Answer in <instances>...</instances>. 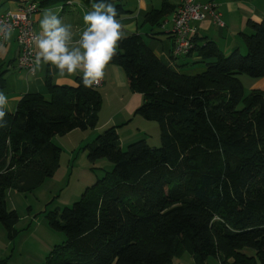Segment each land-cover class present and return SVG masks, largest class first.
Masks as SVG:
<instances>
[{"label":"trees","instance_id":"16d2710c","mask_svg":"<svg viewBox=\"0 0 264 264\" xmlns=\"http://www.w3.org/2000/svg\"><path fill=\"white\" fill-rule=\"evenodd\" d=\"M114 2L119 19L130 14ZM174 10L163 0L144 23L161 27ZM247 29L244 53L196 44L189 56L205 70L195 75L171 71L140 35L123 37L109 65L142 95L135 116L159 125L161 146L141 140L123 151L119 127H110L85 147L91 163L107 160L113 170L71 208L48 214L66 242L45 264H172L186 253L195 264H264V92L247 93L240 80L264 78V20ZM6 73L0 68V91ZM46 86L48 98L27 94L0 121V224L11 237L19 217L7 208V190L31 192L52 178L61 153L53 139L95 129L103 106L80 77L58 86L49 76Z\"/></svg>","mask_w":264,"mask_h":264},{"label":"crops","instance_id":"0c3cea01","mask_svg":"<svg viewBox=\"0 0 264 264\" xmlns=\"http://www.w3.org/2000/svg\"><path fill=\"white\" fill-rule=\"evenodd\" d=\"M43 1L44 0H0V14L8 10H16L24 3L35 2L41 5ZM183 1L184 0H169L175 10L165 18L161 27L146 25L144 20L153 10L162 8L163 0H123L124 8L130 12V14L120 20L125 26L123 37L133 34L140 35L163 65L173 72L191 75L187 73L190 66L200 65L198 71L205 69V64L201 58L196 54L183 57L182 60L179 58L175 59L172 56L174 40L170 33L173 29L174 14L182 5ZM197 2L202 5L209 3L214 4L216 6V12L220 15L222 25L219 26L214 23L210 16L207 17L205 21L196 24V44L204 46L207 42H213L225 55H230L237 49L244 53L245 46L240 35L248 32V22L253 21L260 23L264 20V0H197ZM39 9L40 11L34 17L37 37L41 34L39 22L43 19V13L50 11L51 14L58 17L62 26L70 33V39L68 41L69 50L79 47L80 34L86 27L83 16L86 12L91 11L92 8L84 6L80 0H70L68 3L39 6ZM69 25L71 27H69ZM39 51L38 43L36 42V55ZM19 53L20 50L14 32H11L10 39L6 40L5 37L0 39V68L7 72L4 76V89L2 91L8 98V102L4 108V111L7 113H15L18 103L27 94H41L48 98L46 80L49 76L52 78V82L55 85L75 86L76 78L82 75L80 73L75 75L66 74L61 77L57 69L50 64H44L42 59L36 66L35 73L28 74L26 71L17 68ZM240 80L244 87L247 85L251 90H260L264 92V78L251 79L242 77ZM95 88L101 91L104 98L102 110L99 115V124H102V128L107 127L106 129H108L110 125L119 127L118 133L121 139V132L130 129L131 124L133 121L135 122L137 118V116H135V111L143 103L142 95L131 92L124 71L120 67L112 65L106 67L101 85ZM116 98L120 100L119 105L115 103L117 102ZM110 103L116 105V111L114 114L110 115L108 119H105L103 115L104 110L105 108L109 110V106H111ZM104 119L105 121L103 122ZM116 120L119 121L113 124V121ZM138 122L141 126H144L145 129L156 126L157 124L146 120H144L146 123L143 121ZM75 132L76 131L69 135ZM139 132L142 134V130L139 129ZM172 264H195V260L191 254L186 253L182 257L175 259Z\"/></svg>","mask_w":264,"mask_h":264},{"label":"rangeland","instance_id":"374dc122","mask_svg":"<svg viewBox=\"0 0 264 264\" xmlns=\"http://www.w3.org/2000/svg\"><path fill=\"white\" fill-rule=\"evenodd\" d=\"M179 59L182 60L183 57ZM199 66H190L187 73L195 75L205 70L198 71ZM242 77L246 76H241L240 79ZM245 90L247 93L251 91L247 85ZM99 92L101 93L100 90ZM102 99L104 102L103 96ZM116 100L115 103L119 105L120 100L117 98ZM110 104L109 110L106 108L104 110L105 119L116 111V105ZM118 121H113V124ZM138 121L144 122L137 116L135 122L130 123V129L121 132L122 150L126 151L129 145L141 140H145L151 148H159L161 146L159 125L153 126L156 128L145 129ZM101 126L102 124L98 123L95 129L78 130L71 135L56 136L53 143L61 149V153L54 176L31 192L7 190V208L9 211H16L19 220L14 226L16 236L13 237L9 235L4 225L0 224V264H45L53 250L66 242V236L50 226L47 216L51 212L71 208L88 188L113 170V165L107 160L91 163L85 150L88 144H92L97 136L106 130L107 127ZM111 126L114 127L110 125L109 128ZM139 129L142 130V134ZM249 254L252 252L249 251ZM209 264L219 263L216 259L210 258Z\"/></svg>","mask_w":264,"mask_h":264},{"label":"clouds","instance_id":"9594fccd","mask_svg":"<svg viewBox=\"0 0 264 264\" xmlns=\"http://www.w3.org/2000/svg\"><path fill=\"white\" fill-rule=\"evenodd\" d=\"M118 17L114 0L107 5L94 2L92 10L83 16L86 27L80 34L79 47L69 50L70 33L56 15L44 12L39 22L41 34L37 37L40 50L37 63L42 59L44 64L57 69L61 77L82 74L80 78L86 88L99 84L124 36L125 26ZM10 38L11 29L5 34L6 40ZM7 102L8 98L0 91V121L5 119Z\"/></svg>","mask_w":264,"mask_h":264},{"label":"built area","instance_id":"2783aa9c","mask_svg":"<svg viewBox=\"0 0 264 264\" xmlns=\"http://www.w3.org/2000/svg\"><path fill=\"white\" fill-rule=\"evenodd\" d=\"M68 3V2H67ZM40 11L35 2L24 3L16 10H8L0 14V39L5 37L9 29L16 34L19 46L17 68L33 74L36 71L37 55L35 44L37 34L35 31L34 17ZM211 17L214 23L222 25L220 15L216 12V6L212 3L202 5L197 0H184L176 10L173 18V29L170 33L174 40L172 56L177 59L189 56L196 48L197 36L196 24ZM94 85L95 87L100 86Z\"/></svg>","mask_w":264,"mask_h":264}]
</instances>
